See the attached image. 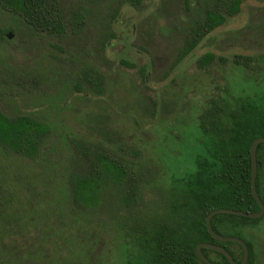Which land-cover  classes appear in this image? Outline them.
I'll return each mask as SVG.
<instances>
[{
    "label": "rangeland",
    "instance_id": "rangeland-1",
    "mask_svg": "<svg viewBox=\"0 0 264 264\" xmlns=\"http://www.w3.org/2000/svg\"><path fill=\"white\" fill-rule=\"evenodd\" d=\"M201 3L56 0L48 23L59 19L61 34L34 28L0 6V108L50 128L33 159L0 149V177L13 184L18 204L14 216L0 219V264H123L126 244L109 213L88 210L77 222L64 213L63 226L55 219L58 209L47 210L60 201L69 213L66 181L75 140L98 142L153 168L158 178L151 186L164 194L197 168L208 144L198 116L211 99L242 100L253 105L246 117H262L264 0L243 1L237 14L173 64ZM5 30L10 37L2 36ZM208 51L214 59L199 68L196 61ZM235 54L249 57V68L235 64ZM148 200L154 212L161 200L153 192ZM64 231L63 243L45 237ZM228 232L257 238V264H264V219Z\"/></svg>",
    "mask_w": 264,
    "mask_h": 264
},
{
    "label": "trees",
    "instance_id": "trees-1",
    "mask_svg": "<svg viewBox=\"0 0 264 264\" xmlns=\"http://www.w3.org/2000/svg\"><path fill=\"white\" fill-rule=\"evenodd\" d=\"M55 1L0 0V5L34 28L61 34L59 19L48 23L51 17L48 10ZM243 1L202 0L201 15L189 26L173 64L189 54L206 34L237 14ZM214 57L212 52H205L196 64L205 69ZM233 58L235 64L249 68V57L235 54ZM231 102L234 103L223 97L211 99L199 114L198 130L208 144L204 146L203 155L198 157L195 172L191 176L188 174L181 186L171 185L164 194L160 193L159 188L151 186L158 178L153 168L136 165L98 142L78 139L72 142L74 160L66 181L69 213L61 209L60 201H56L54 208L48 205L47 210L58 209L55 219L63 226L68 224L64 213L70 214L75 222L88 210L109 213L122 231L126 244L123 264H205L195 250L200 242L220 244L239 262L241 245L214 239L206 228L205 218L211 210L221 207L248 212L259 210L250 187L249 148L256 137L264 136V112L262 117L253 114L246 117L245 112H251L253 105H245L236 98ZM49 130L46 123L27 114L8 116L0 108V149L5 153L33 159ZM256 162L255 188L264 204V142L257 145ZM150 192L161 200L154 212L149 207ZM16 195L13 184L0 177V219L15 215ZM263 219L264 212L258 218L217 213L211 217L210 224L218 234L244 240L248 248L245 264H257L262 251L258 239L247 240L228 231L255 228ZM45 237L51 243L54 238L63 243L69 236L64 231ZM201 250L212 264H230L221 253L204 247Z\"/></svg>",
    "mask_w": 264,
    "mask_h": 264
},
{
    "label": "water",
    "instance_id": "water-1",
    "mask_svg": "<svg viewBox=\"0 0 264 264\" xmlns=\"http://www.w3.org/2000/svg\"><path fill=\"white\" fill-rule=\"evenodd\" d=\"M10 33L7 34V37H10ZM260 142H264V136H259L256 137L249 148V154H250V166H251V177H250V187H251V192H252V196L255 199V201L257 202L258 206H259V210L258 211H254V212H248V211H242V210H238V209H231V208H216L211 210L205 218V225L206 228L208 230V232L216 239L221 240V241H235L237 243H239L242 247V255H241V259L239 262L235 261L233 259V257L231 256V254L222 246L213 244V243H206V242H200L196 245V253L199 256V258L205 263V264H212L211 261L203 254L201 248H209V249H214L218 252H220L222 255H224L226 257V259L229 261L230 264H245L247 259H248V248L246 243L244 242V240H242L240 237L237 236H231V235H222V234H218L216 232H214V230L211 228V217L214 214L217 213H228V214H234V215H240L243 217H248V218H258L260 216H262L263 212H264V204L261 201L256 188H255V177H256V168H257V162H256V148L257 145Z\"/></svg>",
    "mask_w": 264,
    "mask_h": 264
},
{
    "label": "flooded vegetation",
    "instance_id": "flooded-vegetation-1",
    "mask_svg": "<svg viewBox=\"0 0 264 264\" xmlns=\"http://www.w3.org/2000/svg\"><path fill=\"white\" fill-rule=\"evenodd\" d=\"M1 6V5H0ZM2 7V6H1ZM3 8V7H2ZM22 19V18H21ZM23 21H24V19H22ZM24 22H26V21H24ZM9 30H5V31H3L2 32V36L3 37H7V34L9 33L8 32ZM211 235V234H210ZM212 236V235H211ZM213 237V236H212ZM214 238V237H213ZM214 239H216V238H214ZM216 240H218V239H216ZM218 241H221V240H218ZM213 244H216V245H219V246H221L220 244H217V243H213ZM223 247V246H222ZM209 249V248H208ZM210 250H213V251H216V250H214V249H210ZM216 252H218V251H216ZM218 253H220V252H218Z\"/></svg>",
    "mask_w": 264,
    "mask_h": 264
}]
</instances>
